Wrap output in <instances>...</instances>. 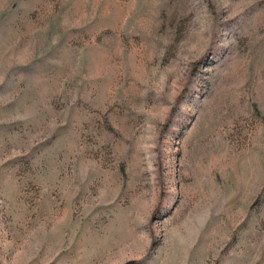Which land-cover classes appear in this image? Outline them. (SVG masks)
Listing matches in <instances>:
<instances>
[{
  "label": "rangeland",
  "instance_id": "rangeland-1",
  "mask_svg": "<svg viewBox=\"0 0 264 264\" xmlns=\"http://www.w3.org/2000/svg\"><path fill=\"white\" fill-rule=\"evenodd\" d=\"M0 264H264V0H0Z\"/></svg>",
  "mask_w": 264,
  "mask_h": 264
}]
</instances>
